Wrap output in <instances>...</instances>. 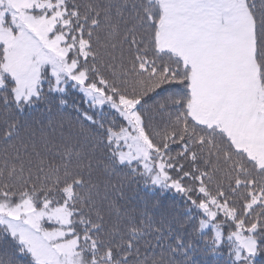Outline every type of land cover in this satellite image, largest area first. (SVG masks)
Masks as SVG:
<instances>
[{"label": "snow or ice", "instance_id": "6c2138e0", "mask_svg": "<svg viewBox=\"0 0 264 264\" xmlns=\"http://www.w3.org/2000/svg\"><path fill=\"white\" fill-rule=\"evenodd\" d=\"M225 249L264 254V0H0V264Z\"/></svg>", "mask_w": 264, "mask_h": 264}, {"label": "trees", "instance_id": "16d2710c", "mask_svg": "<svg viewBox=\"0 0 264 264\" xmlns=\"http://www.w3.org/2000/svg\"><path fill=\"white\" fill-rule=\"evenodd\" d=\"M74 95H76L74 93ZM79 102V100L77 101ZM180 197H177V200H179ZM225 231L227 232L228 231V228L227 226H225ZM199 258V257H198ZM228 260V256H227V250L225 249L224 250V255L223 256H220L218 258H216L214 264H226V261ZM256 264H264V254H261L259 255L257 258H256Z\"/></svg>", "mask_w": 264, "mask_h": 264}]
</instances>
